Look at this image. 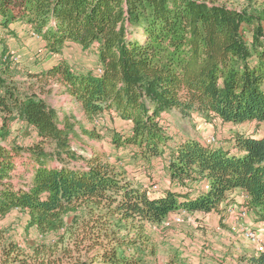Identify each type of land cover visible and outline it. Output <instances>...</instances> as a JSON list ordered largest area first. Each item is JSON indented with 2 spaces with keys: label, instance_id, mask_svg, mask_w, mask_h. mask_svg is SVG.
<instances>
[{
  "label": "trees",
  "instance_id": "16d2710c",
  "mask_svg": "<svg viewBox=\"0 0 264 264\" xmlns=\"http://www.w3.org/2000/svg\"><path fill=\"white\" fill-rule=\"evenodd\" d=\"M247 4L238 10L222 0H0V220L25 212L26 230L41 237L24 248L0 228V264H158L149 228L184 212L220 214L237 191L264 223V134L234 131L218 143L190 138L170 147L162 117L174 110L185 119L264 127V0ZM16 25L30 28L50 55L68 42L96 51V71L60 60L31 78L56 80L90 123L105 114L130 123L129 133L111 131L110 142L145 166L147 184L118 166L121 157L86 158L74 150V118L17 79L8 44L18 37ZM17 122L39 142L9 144ZM81 129L102 139L97 126ZM25 155L31 182L16 185L15 158ZM72 160L87 166L70 168ZM160 165L179 190L158 188L153 173ZM248 263L264 264V253Z\"/></svg>",
  "mask_w": 264,
  "mask_h": 264
},
{
  "label": "rangeland",
  "instance_id": "374dc122",
  "mask_svg": "<svg viewBox=\"0 0 264 264\" xmlns=\"http://www.w3.org/2000/svg\"><path fill=\"white\" fill-rule=\"evenodd\" d=\"M222 2H226L230 7L238 10H242L248 5L247 0H222ZM13 28L18 37L10 40L8 44L21 71L17 79L26 89L32 88L37 94L44 95L52 107L60 110L61 115L66 113L74 118L73 122L80 134V138L72 140L74 150L86 158L97 152L110 156L113 162H115V157H121L123 159L118 166L128 170L130 176L136 177L139 182L147 184L145 166L132 163L131 158L128 157L130 149L117 151L110 142V134L113 130L129 133L125 132L128 131L127 122L114 115L105 114V116L99 117L95 123H90L80 106L64 94L63 88L56 80L41 81L38 78H31L30 74L47 69L52 63L60 60L69 63L76 71H96L98 68L96 51L94 49L84 50L81 46L68 42L60 55H50L45 43L30 28H25L22 25H16ZM42 90L44 91L41 92ZM162 117L165 118V129L171 138V142L168 143L170 147H175V140L187 137L203 142L204 145L210 144L212 138L215 139V143H218L217 140L227 139L231 131L245 132L255 136L260 134L257 131L263 127L254 123H245L240 126L222 125L217 121L207 123L198 116L185 119L174 110L162 114ZM81 126L88 129L97 126L102 139H90L83 135ZM14 141L18 146H30L39 142V138L37 133L25 123L17 122L11 128V137L8 142L13 144ZM131 149L133 151L134 148ZM66 165L75 169L87 166L86 162L82 160H72ZM51 166L61 167V164L51 162ZM157 168L158 171L153 174L158 188L167 187L163 166L160 165ZM13 173L16 185L31 182L33 164L26 155L15 158ZM243 200L241 196H238L236 204L233 205L234 211L230 212L234 213L237 208L242 207L237 215L238 218L235 216L232 218L234 223L232 226L223 224V222L218 224L210 216L200 213L189 215L184 212L181 215L168 217L162 224L149 228V233L157 247L158 264H173V261H177L179 264H235L245 258L243 253H247L248 249H251L253 256L261 254L258 253L257 246L247 240L245 234L253 231L259 236H264V223L258 222L253 217L254 212L252 213L245 203H241L244 202ZM243 211H246L245 216H242ZM28 222L29 216L25 212L14 211L0 220V228L9 230L14 239L26 248L27 245H34L41 241V237L35 229L26 230Z\"/></svg>",
  "mask_w": 264,
  "mask_h": 264
},
{
  "label": "crops",
  "instance_id": "0c3cea01",
  "mask_svg": "<svg viewBox=\"0 0 264 264\" xmlns=\"http://www.w3.org/2000/svg\"><path fill=\"white\" fill-rule=\"evenodd\" d=\"M29 29V28H28ZM165 119V118H164ZM128 125V131H125V132H129L130 131V128H131V124L130 123H128L127 124ZM258 133H260L259 135H255L256 137H260V136H262L263 134H264V127H262V129L261 130H258L257 131ZM231 134H230V136H228V138H232L233 137V133H234V131H231L230 132ZM186 139H190V137H187V138H184V139H179V140H175V142H174V145H176L177 143H179V142H182V141H184V140H186ZM192 139H194V138H192ZM174 141V140H173ZM171 142V141H170ZM201 143H203V142H201ZM173 147V146H172ZM165 173H166V171H165ZM166 176H167V173H166V175H165V179H166ZM166 181H167V187H164V188H173L174 190H177L178 189V187L176 186V185H172L171 187H170V183L168 182V179H166ZM194 188V187H193ZM196 189V188H195ZM194 189V190H195ZM179 190V189H178ZM197 190V189H196ZM195 195V194H194ZM238 196H241L244 200V202H241V203H245L246 204V202H247V200H246V198L244 197V195H243V193L242 192H240V191H237V192H235V193H233L231 196H230V199L233 201V202H230V203H228L226 206H225V209L220 213V214H213V213H211V214H209V215H205V214H201V215H204V216H210L211 218H212V220L214 219L218 224H221L220 222H223V224H227V225H230V226H232V225H234V223L232 222V218H235V217H237V215H238V213H239V211L242 209V207L240 208V209H238L237 208V210H236V212H234V213H230L229 212V206L230 205H235L236 204V199H237V197ZM253 213V212H252ZM251 213V214H252ZM236 214V215H235ZM253 215V217L256 219V216L254 215V214H252ZM235 216V217H234ZM238 218V217H237ZM248 253V254H247ZM247 253H243L244 255V257L245 258H242V259H240L239 261H237V262H235V264H249L248 263V259L251 257V256H253V252H251V249H248V252Z\"/></svg>",
  "mask_w": 264,
  "mask_h": 264
},
{
  "label": "built area",
  "instance_id": "2783aa9c",
  "mask_svg": "<svg viewBox=\"0 0 264 264\" xmlns=\"http://www.w3.org/2000/svg\"><path fill=\"white\" fill-rule=\"evenodd\" d=\"M210 144L215 143V139L212 138L211 142H209ZM208 189V187H206V190ZM232 210V211H231ZM233 205L229 206V212H233ZM246 215V211L242 212V216ZM247 240H249L250 242L254 243L257 248H258V253H264V236H259L256 232L253 231H249L245 234Z\"/></svg>",
  "mask_w": 264,
  "mask_h": 264
}]
</instances>
